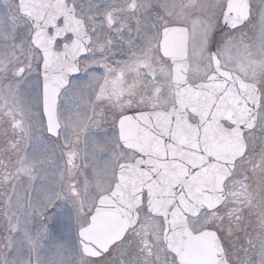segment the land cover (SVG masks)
<instances>
[{
  "label": "snow or ice",
  "instance_id": "6c2138e0",
  "mask_svg": "<svg viewBox=\"0 0 264 264\" xmlns=\"http://www.w3.org/2000/svg\"><path fill=\"white\" fill-rule=\"evenodd\" d=\"M0 264H264V0H0Z\"/></svg>",
  "mask_w": 264,
  "mask_h": 264
}]
</instances>
